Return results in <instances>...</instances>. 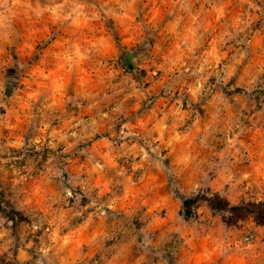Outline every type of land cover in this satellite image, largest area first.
Returning <instances> with one entry per match:
<instances>
[{
	"label": "clouds",
	"instance_id": "1",
	"mask_svg": "<svg viewBox=\"0 0 264 264\" xmlns=\"http://www.w3.org/2000/svg\"><path fill=\"white\" fill-rule=\"evenodd\" d=\"M0 264H264V0H0Z\"/></svg>",
	"mask_w": 264,
	"mask_h": 264
}]
</instances>
